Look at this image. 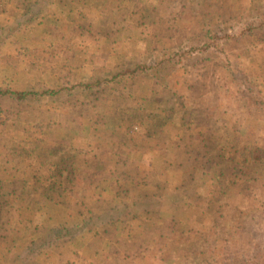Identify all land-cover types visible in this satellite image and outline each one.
Instances as JSON below:
<instances>
[{"label": "rangeland", "instance_id": "374dc122", "mask_svg": "<svg viewBox=\"0 0 264 264\" xmlns=\"http://www.w3.org/2000/svg\"><path fill=\"white\" fill-rule=\"evenodd\" d=\"M260 23L264 0H0V264H264ZM192 46L164 84L129 71Z\"/></svg>", "mask_w": 264, "mask_h": 264}, {"label": "trees", "instance_id": "16d2710c", "mask_svg": "<svg viewBox=\"0 0 264 264\" xmlns=\"http://www.w3.org/2000/svg\"><path fill=\"white\" fill-rule=\"evenodd\" d=\"M31 10L35 14H37V12H39V10L36 9L34 6L32 7ZM261 26H264V23H260L259 25H257V27L254 29V31L261 28ZM211 33H212V31L209 30L206 35L208 37H210ZM251 35H252V32H251ZM195 54H196V49L194 46H192L190 49H185L182 52L174 50L172 53L168 54L162 60H156L155 59L153 62H150L149 60H147V58L141 59L137 62L135 68H133V69L129 68V71H131L135 75L136 74L143 75L145 78L152 79L154 82H159V83L164 84V83L170 81V77L173 75L172 70L174 71V73L176 72V74H178L180 71H182V70H177L178 65L180 63H184L185 66L190 68L191 64L189 65V62L194 57ZM186 68H184V69H186ZM227 70L229 71L230 76L233 77V79L236 80V79L241 78L242 72L240 70H236L234 68H231L230 65L228 64V62H227ZM241 79L244 80L247 78H241ZM239 82H241V81H239ZM241 84H242V82H241ZM239 88L240 89L238 92L245 99H247V98L251 99L253 106L255 107V110H259V108H263V107H259L260 103L258 101L263 102L264 100L262 99V97L261 98L257 97L258 95L255 93V91L253 89V85H251L249 87V89H247V90H243L242 85H240ZM236 90H238V89H236ZM3 92L6 93L8 91H3V89H0V93H3ZM9 92H11L12 94H16L19 98H23L27 95V93H25V92H14V91H9ZM49 93L51 95H53V94L55 95L58 93V91L57 90H51ZM29 94L32 95V93H29ZM239 153L240 152H237L238 155H239ZM255 154L256 153H251V156H253ZM240 155H241V157H245L244 153H241ZM262 155H261V159H259V160L255 159V163H253L252 165H250L249 160H245V162H244L245 168L243 169V171L241 173L246 174L248 170L254 168L255 166L258 169H263L264 168V159H263L264 156H262ZM253 171H255V173H258L261 175L263 172V170L258 171L257 169H254ZM206 174L210 176L212 181H216V180L220 179L221 177L227 176L225 170L221 166H219L218 171L217 170H211V171H207ZM216 186H217L218 190L223 191L222 186L220 187L218 184ZM228 197L230 199L233 198L231 195H229ZM173 221H174V218H173ZM87 224L88 223L84 222L81 225H87ZM79 229H80V226H72V227H68L66 225L65 226H45V227L39 226V227L35 228V230H34L35 232H33L34 234L28 235L27 237H25L24 240L29 242V245H30V247L28 248L29 253H33L36 250L38 252H40L42 250L45 251L44 249H46V247L48 248L49 246L55 245L57 242L61 241L62 239H65L69 236L74 235L75 234L74 231H77ZM39 232H42V237L40 239L41 240L40 242L37 241V238L40 237V236H37V234ZM201 254L204 255L202 259L206 258L208 261V259H209V257L207 256L208 253L202 252ZM213 260H214V256L212 257V261Z\"/></svg>", "mask_w": 264, "mask_h": 264}]
</instances>
